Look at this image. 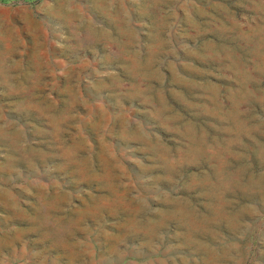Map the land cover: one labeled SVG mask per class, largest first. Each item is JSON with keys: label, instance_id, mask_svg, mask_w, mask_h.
<instances>
[{"label": "rangeland", "instance_id": "rangeland-1", "mask_svg": "<svg viewBox=\"0 0 264 264\" xmlns=\"http://www.w3.org/2000/svg\"><path fill=\"white\" fill-rule=\"evenodd\" d=\"M0 264H264V0H0Z\"/></svg>", "mask_w": 264, "mask_h": 264}]
</instances>
